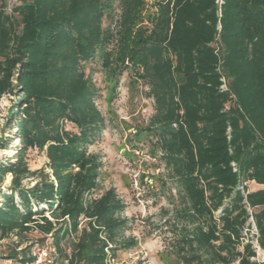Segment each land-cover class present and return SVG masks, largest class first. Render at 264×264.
Masks as SVG:
<instances>
[{"label":"trees","instance_id":"16d2710c","mask_svg":"<svg viewBox=\"0 0 264 264\" xmlns=\"http://www.w3.org/2000/svg\"><path fill=\"white\" fill-rule=\"evenodd\" d=\"M144 1L22 0L7 12L1 0L0 99L15 96L21 151L0 164V179L12 175L0 193V261L34 263L32 244L20 248L32 230L51 240L52 264H112L131 247L126 204L115 188L96 194L101 160L88 150L105 118L84 65L111 64L103 22L118 2L119 59L142 69L155 104L147 130L175 181L178 257L257 264L242 233L252 214L264 250V0H161L152 27L132 36ZM28 149L46 166L31 170ZM13 234L20 240L3 250Z\"/></svg>","mask_w":264,"mask_h":264},{"label":"rangeland","instance_id":"374dc122","mask_svg":"<svg viewBox=\"0 0 264 264\" xmlns=\"http://www.w3.org/2000/svg\"><path fill=\"white\" fill-rule=\"evenodd\" d=\"M22 0H7V12ZM161 0H145L139 22L133 34L141 29L151 28ZM1 4V0H0ZM122 9L116 2L111 16L104 19L103 26L113 32L108 44L112 50V62L105 66L101 58L85 63L87 74L97 87L96 103L104 115L105 128L98 140L88 150L98 154L101 166L97 193L115 188L126 204L123 216L128 219L125 236L130 238L131 247L119 250L112 264H184L178 257V229L175 224L176 208L179 205L175 181L161 159L156 139L148 133L151 116L155 113L154 100L148 96L149 88L139 76L141 67L134 65L129 57L123 67L121 56ZM15 96L6 94L0 99V164L15 161L21 151V140L17 123L10 111ZM68 128H72L68 125ZM23 157L31 170L46 166L47 157L37 149H28ZM12 175L0 179V193L11 192ZM34 177H26L23 184L31 186ZM249 188H255L249 183ZM2 197H0V202ZM42 235L37 230L29 231L22 239L20 248L32 244L37 255L34 263L52 264L46 259L51 250L50 241L45 245L39 241ZM19 237L11 235L1 241L2 249L8 251ZM0 264H17L10 259H1Z\"/></svg>","mask_w":264,"mask_h":264},{"label":"built area","instance_id":"2783aa9c","mask_svg":"<svg viewBox=\"0 0 264 264\" xmlns=\"http://www.w3.org/2000/svg\"><path fill=\"white\" fill-rule=\"evenodd\" d=\"M19 4V3H18ZM17 5V4H16ZM224 81V84L221 86L223 89H226V80L225 78H222ZM251 212V210H250ZM243 242L244 243H251L253 246V249L255 251V256H252L251 259L253 261H256L257 264H262L264 262V250L261 248L259 244V230L256 225V221L251 214L248 218L244 228H243ZM47 255V254H46Z\"/></svg>","mask_w":264,"mask_h":264},{"label":"crops","instance_id":"0c3cea01","mask_svg":"<svg viewBox=\"0 0 264 264\" xmlns=\"http://www.w3.org/2000/svg\"><path fill=\"white\" fill-rule=\"evenodd\" d=\"M256 187H259V186L256 185Z\"/></svg>","mask_w":264,"mask_h":264}]
</instances>
